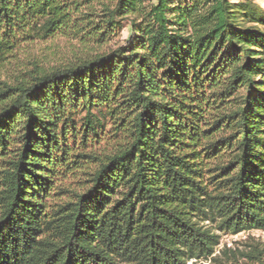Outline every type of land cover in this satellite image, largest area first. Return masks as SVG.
<instances>
[{"label": "trees", "instance_id": "trees-1", "mask_svg": "<svg viewBox=\"0 0 264 264\" xmlns=\"http://www.w3.org/2000/svg\"><path fill=\"white\" fill-rule=\"evenodd\" d=\"M60 37L85 55L0 76V264H186L198 221L264 228L263 5L0 0V74Z\"/></svg>", "mask_w": 264, "mask_h": 264}, {"label": "rangeland", "instance_id": "rangeland-1", "mask_svg": "<svg viewBox=\"0 0 264 264\" xmlns=\"http://www.w3.org/2000/svg\"><path fill=\"white\" fill-rule=\"evenodd\" d=\"M257 1L264 6V0ZM127 36L128 29L124 28L122 37ZM83 55H85L83 47H78L74 41L64 37L37 41L24 45L21 48L18 63H6L0 76L3 75L1 79L2 77L12 78L17 69L28 67V62L32 60L38 61L44 67H52ZM198 224L206 227L214 236V251L206 259L191 258L186 261V264H264V228L229 233L207 221H198Z\"/></svg>", "mask_w": 264, "mask_h": 264}]
</instances>
